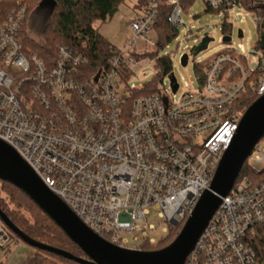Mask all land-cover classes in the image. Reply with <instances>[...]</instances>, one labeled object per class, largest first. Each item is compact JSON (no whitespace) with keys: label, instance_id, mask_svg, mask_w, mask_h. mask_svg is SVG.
<instances>
[{"label":"built area","instance_id":"built-area-1","mask_svg":"<svg viewBox=\"0 0 264 264\" xmlns=\"http://www.w3.org/2000/svg\"><path fill=\"white\" fill-rule=\"evenodd\" d=\"M160 1L149 0L131 21L133 35L125 46L92 75L85 68L87 57L68 46H59L51 66L25 51V7L13 9L0 26V139L93 232L137 250L159 241L148 222L152 208L166 223L163 235L172 222L187 219L239 128L244 114L238 97L247 90L264 94V0H257L260 13L237 0H205L222 16L236 7L244 10L243 20L251 14L260 34L258 57L245 56L241 44L243 54L224 52L211 60L197 75L198 90L178 97L173 74L172 91L162 84L159 93L133 97L142 87L131 83L134 69L146 54L129 49L138 38L156 49L149 35ZM163 1L179 30L181 0ZM263 140L246 160L261 172L239 173L186 264H264ZM10 239L0 218V248Z\"/></svg>","mask_w":264,"mask_h":264},{"label":"trees","instance_id":"trees-1","mask_svg":"<svg viewBox=\"0 0 264 264\" xmlns=\"http://www.w3.org/2000/svg\"><path fill=\"white\" fill-rule=\"evenodd\" d=\"M42 0H0V26L4 23L8 14L15 8L25 7L27 10L26 20L22 28V39L25 51L30 54H36L42 61L49 66L55 63L59 46L65 45L71 49L83 53L88 62L85 65L88 75L94 74L101 66L115 54L117 48L104 40L98 29L93 26L95 21L106 22L110 20L118 11L120 4L125 0H56L57 5L51 15L45 14L43 17L44 27L42 29L41 41H35L25 32L28 21ZM194 0H181L184 11L193 3ZM240 1L247 9L259 12L261 6L257 0H237ZM207 4V3H206ZM149 0H137L135 8L144 10L148 7ZM208 10L220 14V8H211L207 4ZM171 6L161 0L159 12L154 25V31L157 33L156 52L150 53L149 56H158L161 49L168 46V43L177 36L178 29L175 28L169 18ZM260 13V12H259ZM222 23L223 38L231 36L232 26L227 23L229 17L225 12ZM51 21V22H50ZM222 38V40H223ZM196 51V47L192 48ZM200 54V53H199ZM198 54V55H199ZM168 53L157 57L158 72L155 77L142 85L138 90L133 91V97L159 93L160 85L164 76L173 75V62ZM144 56H147L144 55ZM211 61L204 64H196L197 75H202L203 70L210 65ZM258 98L256 92L247 90L237 99V107L243 115L249 106ZM261 171L252 167L248 162L244 164L240 171V176H253ZM10 199V208L6 200L0 195V207L8 216L15 226L20 228L31 238L46 243L48 245L67 250L75 256L83 257L84 253L74 242H72L42 210L27 196L22 190L6 181H0ZM27 212L29 217L24 214ZM184 222V221H183ZM169 225L168 233L163 236L157 244L144 245L143 250H157L165 247L177 236L181 225ZM11 235V234H10ZM21 240L18 236L11 235L10 242L5 250L10 249L13 242L19 243ZM33 264H79L62 256L49 251H35Z\"/></svg>","mask_w":264,"mask_h":264},{"label":"water","instance_id":"water-1","mask_svg":"<svg viewBox=\"0 0 264 264\" xmlns=\"http://www.w3.org/2000/svg\"><path fill=\"white\" fill-rule=\"evenodd\" d=\"M56 0H42L36 8L51 17ZM239 36L242 37L241 31ZM214 38L206 36L196 47L193 55L207 50ZM231 36L223 38L229 43ZM183 66L189 62V54L181 57ZM173 90L177 91L176 77L171 78ZM264 137V94L258 97L244 113L239 128L229 148L224 152L210 187L199 198L196 207L183 222L177 236L163 248L137 250L120 247L93 232L34 172L30 165L8 143L0 139V181H6L22 190L64 234L84 253L83 257L43 242H39L15 226L0 207V218L25 244L39 250L49 251L79 264H186L209 221L227 196L252 153ZM178 226V222H172Z\"/></svg>","mask_w":264,"mask_h":264},{"label":"rangeland","instance_id":"rangeland-1","mask_svg":"<svg viewBox=\"0 0 264 264\" xmlns=\"http://www.w3.org/2000/svg\"><path fill=\"white\" fill-rule=\"evenodd\" d=\"M136 3L137 0H125L120 4L118 11L110 20L104 23L101 21H95L93 23V26L98 29L101 37L114 45L117 49L123 48L128 39L133 35V32L130 29V23L135 19L137 14H142L141 10L135 8ZM242 14H244V10L236 7L226 19L227 23L232 26V40L231 42L226 43L222 41V15L208 10L205 0H194L187 10L182 12L184 25L179 28L177 36L168 43V46L160 50L158 56H149L150 53L156 52V49L147 46L146 42L141 38L136 40L134 48L129 49L130 51H136L139 54H147V56L144 57V59L135 67V78L131 83H134L139 87L151 81L158 72L157 57L170 53L173 62L172 72L180 85L177 92V96L179 97L186 90H198L199 82L197 78L196 64L207 63L216 55L230 51L236 54L244 53V55L248 57L251 55L252 58L258 57V54L255 51V46L259 41V31L251 14H248L245 20H243V17L241 16ZM43 16L42 13H33L25 28L27 35L38 42L41 41L42 29L44 27ZM189 30L191 31L189 32ZM240 31L243 34V37L239 36ZM206 36L214 38V40L209 42L207 50L201 52L198 56H194L192 48L197 47ZM149 38H151L153 42H156V31L151 32ZM241 44L245 48V52L243 53L240 47ZM186 52L189 53V62L187 66H183L181 57ZM241 60V63L249 68L248 66L250 62H247L244 59ZM250 65L254 67L255 61ZM141 74L149 75L144 79H140L139 77ZM162 84L166 86L168 91H172L170 88L169 75L164 76L161 85ZM260 147L262 149L264 148V140L260 142ZM3 188V185L0 183L1 197L6 200L10 208H13L14 205L11 204L9 197L7 193L3 191ZM157 211V208L151 209V213L148 216V222L154 224L156 227V229L151 232V236L160 240L163 235L161 233L162 226L166 223L158 217ZM24 214L29 217L27 212H24ZM7 231L11 235H14L8 227ZM163 236H166V234ZM19 243L13 242L10 245V249L7 250L0 248V264H8V262L10 263V259L14 257L17 258L16 264H32L33 251L35 252L37 249L24 242V245ZM25 248L31 250V252H27Z\"/></svg>","mask_w":264,"mask_h":264},{"label":"crops","instance_id":"crops-1","mask_svg":"<svg viewBox=\"0 0 264 264\" xmlns=\"http://www.w3.org/2000/svg\"><path fill=\"white\" fill-rule=\"evenodd\" d=\"M22 243V245H24V243L23 242H20L19 244H21ZM23 247H25V246H23ZM25 250L27 251V252H31V250H27V248H25ZM34 251H33V256H34ZM17 258H12V259H10V263L9 264H16L17 262ZM32 264H33V259H32Z\"/></svg>","mask_w":264,"mask_h":264},{"label":"flooded vegetation","instance_id":"flooded-vegetation-1","mask_svg":"<svg viewBox=\"0 0 264 264\" xmlns=\"http://www.w3.org/2000/svg\"><path fill=\"white\" fill-rule=\"evenodd\" d=\"M36 13H37V14L42 13L43 15H45V14H46V11L41 10V11H38V12H36Z\"/></svg>","mask_w":264,"mask_h":264}]
</instances>
